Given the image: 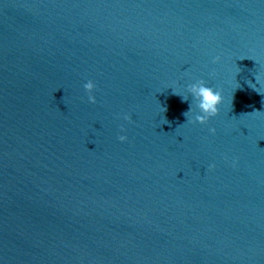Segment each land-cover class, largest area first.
I'll return each instance as SVG.
<instances>
[{"label":"water","instance_id":"95a60500","mask_svg":"<svg viewBox=\"0 0 264 264\" xmlns=\"http://www.w3.org/2000/svg\"><path fill=\"white\" fill-rule=\"evenodd\" d=\"M259 71L261 0H0V264H264Z\"/></svg>","mask_w":264,"mask_h":264},{"label":"clouds","instance_id":"9594fccd","mask_svg":"<svg viewBox=\"0 0 264 264\" xmlns=\"http://www.w3.org/2000/svg\"><path fill=\"white\" fill-rule=\"evenodd\" d=\"M264 2V0H261ZM218 59V58H217ZM255 60V59H254ZM256 61V60H255ZM257 63V61H256ZM240 71L237 70L235 73L236 88L240 87L239 82L236 80V74ZM247 83L258 93L264 94V74L260 71L256 74V80H248ZM84 89L89 93L88 100L91 103L96 102L95 95L92 94L96 88V84L93 80H88L84 85ZM173 91L182 97V100L188 101L189 97L192 98V102L189 103L188 110L184 113L186 122L205 124L210 118L216 116L220 111V105L223 102V95L220 90L215 87L209 86L204 80L190 83L187 85V94H181L180 92L173 89ZM124 119H129L125 115ZM210 132L213 134L216 132L215 128H210ZM121 141L127 140L126 135H120ZM214 167V165H210Z\"/></svg>","mask_w":264,"mask_h":264}]
</instances>
